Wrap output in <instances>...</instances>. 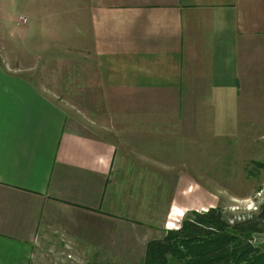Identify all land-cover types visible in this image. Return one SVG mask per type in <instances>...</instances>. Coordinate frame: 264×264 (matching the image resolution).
I'll return each instance as SVG.
<instances>
[{
    "label": "crops",
    "instance_id": "obj_1",
    "mask_svg": "<svg viewBox=\"0 0 264 264\" xmlns=\"http://www.w3.org/2000/svg\"><path fill=\"white\" fill-rule=\"evenodd\" d=\"M24 3L26 37L81 46L83 125L110 138L68 129L60 102L80 99L61 94L78 77L0 61V264H91L107 254L108 225H135L116 192H152L155 173L158 192L171 180L169 157L147 165L172 131L189 117L235 118L241 96L264 116V0Z\"/></svg>",
    "mask_w": 264,
    "mask_h": 264
},
{
    "label": "rangeland",
    "instance_id": "obj_2",
    "mask_svg": "<svg viewBox=\"0 0 264 264\" xmlns=\"http://www.w3.org/2000/svg\"><path fill=\"white\" fill-rule=\"evenodd\" d=\"M19 1L0 0V61L25 65L37 61L42 68L37 72L44 76L66 78L70 72L78 77L80 84L76 85V91L66 89L64 84L63 94L60 92L61 97L68 94L80 99L60 102L69 113L68 129L85 136L110 138L105 133H92L88 125H83L79 77L82 68H74L82 64L77 62L82 58L81 53L77 54L81 46L78 50L71 45L68 47L67 37H26L22 31L24 25L19 23L22 20L25 23L21 24H27L28 17L23 11L29 8L19 5ZM42 3L45 7L46 2ZM61 15L56 16L59 22L64 21ZM244 105L241 96L235 118L213 124L211 116L197 120L189 117L182 131L175 130L168 135L170 149H164L161 157L154 154L157 162L147 167L156 171L161 167L165 169L166 164L161 166L158 160L164 157L166 163L169 157L171 180L162 182L163 190L160 188L158 192L159 175L155 173L156 179L150 184L152 192H116L117 201L122 203L119 215L135 225L124 230L108 225L107 254L101 258L91 254V264H142L143 244L176 230L192 212L217 207L228 218L237 220L256 211L264 198V116H259L260 112L252 110V106L245 108ZM113 233L115 235L111 236ZM256 240L264 242V235L257 236Z\"/></svg>",
    "mask_w": 264,
    "mask_h": 264
},
{
    "label": "trees",
    "instance_id": "obj_3",
    "mask_svg": "<svg viewBox=\"0 0 264 264\" xmlns=\"http://www.w3.org/2000/svg\"><path fill=\"white\" fill-rule=\"evenodd\" d=\"M232 220L215 207L186 216L179 228L145 246L142 264H264V198Z\"/></svg>",
    "mask_w": 264,
    "mask_h": 264
},
{
    "label": "built area",
    "instance_id": "obj_4",
    "mask_svg": "<svg viewBox=\"0 0 264 264\" xmlns=\"http://www.w3.org/2000/svg\"><path fill=\"white\" fill-rule=\"evenodd\" d=\"M21 23H25V22H23V21L21 20Z\"/></svg>",
    "mask_w": 264,
    "mask_h": 264
}]
</instances>
